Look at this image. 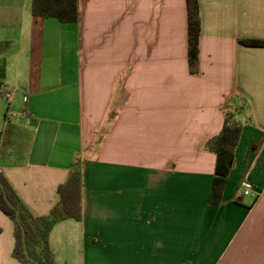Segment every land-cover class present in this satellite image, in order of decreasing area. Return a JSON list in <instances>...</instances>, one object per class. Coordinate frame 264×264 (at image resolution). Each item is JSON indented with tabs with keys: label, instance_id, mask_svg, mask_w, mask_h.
<instances>
[{
	"label": "crops",
	"instance_id": "1",
	"mask_svg": "<svg viewBox=\"0 0 264 264\" xmlns=\"http://www.w3.org/2000/svg\"><path fill=\"white\" fill-rule=\"evenodd\" d=\"M195 1L193 73L187 0H78L76 23L0 0V138L20 129L0 173L40 217L81 170V219L48 234L55 264H264V46L249 44L264 41V0ZM232 99L241 133L210 204L204 144ZM13 247L0 211V264H21Z\"/></svg>",
	"mask_w": 264,
	"mask_h": 264
},
{
	"label": "trees",
	"instance_id": "2",
	"mask_svg": "<svg viewBox=\"0 0 264 264\" xmlns=\"http://www.w3.org/2000/svg\"><path fill=\"white\" fill-rule=\"evenodd\" d=\"M78 0H31L30 12L37 18H55L60 23H76L79 18ZM188 65L198 71L199 17L195 0H187ZM252 46H264V41H251ZM5 83V62L0 59V95ZM223 124L216 135L204 144L215 156L214 173L209 195L210 204H218L234 162V152L241 133L236 119L238 108L234 100L221 106ZM20 129L6 122L0 138V162L7 158ZM58 204L47 215L34 217L21 202L7 179L0 173V211L13 225L12 256L21 264H55L48 246V234L53 225L64 219H81V170L74 164L66 180L56 189Z\"/></svg>",
	"mask_w": 264,
	"mask_h": 264
},
{
	"label": "built area",
	"instance_id": "3",
	"mask_svg": "<svg viewBox=\"0 0 264 264\" xmlns=\"http://www.w3.org/2000/svg\"><path fill=\"white\" fill-rule=\"evenodd\" d=\"M5 96L9 98L10 95L6 94ZM240 189H241L242 195L247 196L251 194L252 185L248 181L244 180V181H241L240 183Z\"/></svg>",
	"mask_w": 264,
	"mask_h": 264
}]
</instances>
